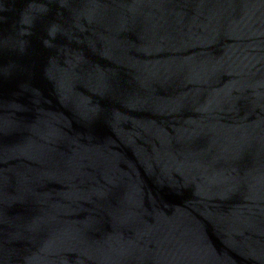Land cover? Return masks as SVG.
Returning <instances> with one entry per match:
<instances>
[{
    "label": "water",
    "instance_id": "1",
    "mask_svg": "<svg viewBox=\"0 0 264 264\" xmlns=\"http://www.w3.org/2000/svg\"><path fill=\"white\" fill-rule=\"evenodd\" d=\"M0 264H264V0H0Z\"/></svg>",
    "mask_w": 264,
    "mask_h": 264
}]
</instances>
